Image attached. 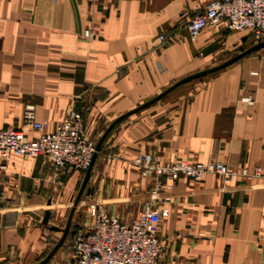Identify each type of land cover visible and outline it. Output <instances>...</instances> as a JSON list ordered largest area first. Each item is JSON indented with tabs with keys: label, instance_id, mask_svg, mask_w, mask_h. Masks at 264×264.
Instances as JSON below:
<instances>
[{
	"label": "crops",
	"instance_id": "1",
	"mask_svg": "<svg viewBox=\"0 0 264 264\" xmlns=\"http://www.w3.org/2000/svg\"><path fill=\"white\" fill-rule=\"evenodd\" d=\"M207 1L0 0V128L34 134L22 115L32 103L51 130L75 105L96 142L114 118L226 60V49L245 40L211 27L190 38L186 22ZM246 94L252 104L240 100ZM143 151L165 160L211 158L250 173L258 166L260 174L228 184L213 173L180 175L171 189L156 188L132 164ZM84 173L56 169L41 155H0V264H37L48 253L62 234L50 226H64ZM146 198L167 210L157 226L162 264H264V51L119 120L96 153L70 229L91 224V216L78 215L81 204L100 203L129 221ZM71 235L45 264H76Z\"/></svg>",
	"mask_w": 264,
	"mask_h": 264
},
{
	"label": "built area",
	"instance_id": "2",
	"mask_svg": "<svg viewBox=\"0 0 264 264\" xmlns=\"http://www.w3.org/2000/svg\"><path fill=\"white\" fill-rule=\"evenodd\" d=\"M205 27L243 31L252 43L264 40V0H208L203 10L186 22L192 39ZM90 34L89 28L83 32L86 37ZM159 38L165 40L163 34ZM240 100L248 104L254 102L251 94L241 96ZM22 115L35 133L29 134L22 128H0V155H41L56 169L65 165L87 169L96 142L84 133L85 117L81 109L72 105L51 130L47 129L46 120L36 118L34 104L26 103ZM132 164L139 175L152 178L154 186L163 189H171L172 182L180 175L199 180L204 174L213 173L228 184L238 177L260 174L258 166L250 173L246 166L234 169L211 158L165 160L150 151L137 153ZM87 206L91 224L87 229H75L70 238L76 264H162L163 246L157 226L167 214L166 209L158 210L153 200L146 198L131 220L123 221L108 214L100 203Z\"/></svg>",
	"mask_w": 264,
	"mask_h": 264
},
{
	"label": "water",
	"instance_id": "3",
	"mask_svg": "<svg viewBox=\"0 0 264 264\" xmlns=\"http://www.w3.org/2000/svg\"><path fill=\"white\" fill-rule=\"evenodd\" d=\"M264 47V40H258L257 42H254L253 44H251L250 46L246 47V48H243V47H240L239 51L235 52L232 56H230L229 58H227L226 60L218 63V64H215L213 66H210V67H207V68H204V69H201V70H198L196 72H193L191 74H188L180 79H178L177 81H175L174 83H172L171 85H169L168 87H166L165 89H163L161 92H159L158 94L150 97L149 99L145 100L144 102L138 104L137 106H135L134 108L120 114L119 116H117L116 118H114L107 126L106 128L104 129V131L102 132V134L100 135V137L98 138V140L96 141V144H95V152L93 153V156H92V159H91V162H90V165L87 167V169L85 170V173H84V177H83V180H82V183L79 187V190L77 192V195L75 197V200H74V203L73 205L71 206L70 208V211L67 215V219H66V222L64 224L63 227H58V226H50L51 228L53 229H60L62 231V234L60 236V238L58 239V241L52 246V248L48 251V253L41 259L39 260V262H37V264H45L49 259L50 257L54 254V252L57 250V248L59 246L62 245V243L64 242V240L66 239L67 235L70 233V234H73L74 230H71L70 229V223H71V218H72V214L74 212V209H75V206L81 196V193L83 191V188L86 184V181H87V178H88V175H89V172H90V168L92 166V163L94 161V158L96 156V153L97 151L100 149V146H101V143L103 142L104 138L106 137V135L108 134V132L110 131V129L119 121L121 120L122 118L126 117L127 115L151 104L152 102L156 101L157 99H159L160 97H162L163 95H165L166 93L170 92L171 90H173L175 87H177L178 85L184 83V82H187L193 78H196V77H200V76H204V75H207V74H211L213 72H216L218 71L219 69L225 67L226 65H228L229 63H231L232 61H234L235 59L239 58V57H242L244 56L245 54L249 53V52H252L254 50H257L259 48H262ZM88 191V190H87ZM89 192V191H88ZM49 203V202H47ZM50 216V212H49V209L46 208L45 211H44V216H43V222L44 223H47L48 221V218Z\"/></svg>",
	"mask_w": 264,
	"mask_h": 264
},
{
	"label": "rangeland",
	"instance_id": "4",
	"mask_svg": "<svg viewBox=\"0 0 264 264\" xmlns=\"http://www.w3.org/2000/svg\"><path fill=\"white\" fill-rule=\"evenodd\" d=\"M238 32H240L241 34L244 33L243 31H238ZM251 44H253V43L246 37L245 40H240V44L238 46H235V48H232V50L227 51V49H226V52H225L226 56L225 57H230L235 52L239 51L240 47L246 48V47L250 46ZM257 51H264V47L257 49ZM204 76H206V75H204ZM78 215L80 217L81 216L84 217L85 215H88L90 217L89 212H88V206L81 204L79 209H78Z\"/></svg>",
	"mask_w": 264,
	"mask_h": 264
}]
</instances>
